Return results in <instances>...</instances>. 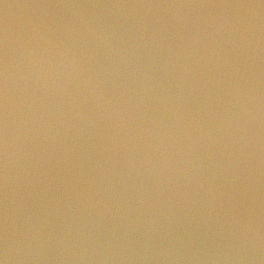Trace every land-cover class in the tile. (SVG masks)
<instances>
[{"label": "water", "instance_id": "water-1", "mask_svg": "<svg viewBox=\"0 0 264 264\" xmlns=\"http://www.w3.org/2000/svg\"><path fill=\"white\" fill-rule=\"evenodd\" d=\"M0 264H264V0H0Z\"/></svg>", "mask_w": 264, "mask_h": 264}]
</instances>
